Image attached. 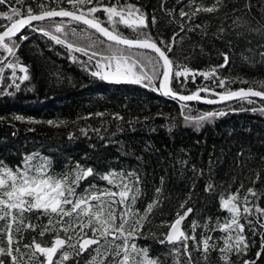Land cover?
Wrapping results in <instances>:
<instances>
[{
  "label": "trees",
  "instance_id": "16d2710c",
  "mask_svg": "<svg viewBox=\"0 0 264 264\" xmlns=\"http://www.w3.org/2000/svg\"><path fill=\"white\" fill-rule=\"evenodd\" d=\"M41 2L25 0L23 7L15 6L20 7L22 12L31 6L33 12L38 13ZM128 2L146 13L149 23L146 31L165 51L166 44L173 43L175 37L173 50L169 53L175 64L207 71L224 64V54H227L229 62L225 67L218 68L217 76L235 81L230 86L233 91L249 87L262 90L258 84L264 82V62H261L264 31L257 30L264 27V0H220L216 4L218 11L200 12L192 19L181 17L180 12L191 13L196 7L212 6L216 0ZM61 6L70 9L67 4ZM6 10L7 6H0V11ZM96 15L101 20L105 19L103 12ZM153 16L156 18L154 24L151 22ZM0 23L7 21L0 19ZM181 24L184 31H181ZM42 26L50 27L48 22ZM72 27L79 30L85 26L73 24ZM120 30L129 38L136 37L134 32L122 25ZM97 35L93 34L92 39L95 40ZM21 36L27 39L22 40ZM15 39L19 48L16 57L9 56V59L18 58L28 68L29 79L21 83L19 90L8 89L13 95H0V161L4 164L14 168L25 155L37 153L40 157H48L57 173L76 162L101 174L113 169L135 172L140 177L142 192L136 207L143 212L147 204L154 200L159 202L145 223L143 232L147 238L136 242L141 247L148 246L150 255L159 256L162 264H173V260L168 255L169 246L160 245L158 239L164 238L168 231L164 225L170 224L178 211L182 214L188 207L193 209L183 223L184 230L191 235L193 221L203 225L208 217H212L213 221L216 218L223 221L229 215L227 210L221 209L220 196L222 193H234L241 184V198L248 188H253L257 195H249L250 206L264 208V112L253 111L264 108V101L252 99L251 104L234 101L217 106L191 102L184 103L186 107L182 109V102L161 96L151 87L93 77L90 70H96L94 62L87 63L86 56L70 52L39 31L25 28ZM69 40L80 46L90 43L86 36L81 35L69 34ZM0 54L8 56L4 52ZM10 75L11 70H6L5 76ZM17 75L24 74L17 69ZM245 80L248 83L241 82ZM8 83L10 81H4L5 86ZM202 87L223 91L199 75H196L195 82L191 78L185 81L183 77L179 82H172L173 90L183 95ZM200 95L215 97L205 92ZM218 111H224L226 115L199 126L183 118L184 115L197 116ZM90 113H104V116L92 115L85 119ZM114 114L123 119H115ZM17 115L25 117V120H15ZM29 118L39 123H29ZM49 120L54 121V125H49ZM90 184L108 186L106 181L89 177L78 191H83ZM209 184L214 186V191H206ZM185 201L187 203L181 209ZM38 216L35 212L25 213V223L37 225L36 231L24 230L21 226L22 239L20 234L14 233L21 240V252L26 251L23 245L31 244L33 238L42 246L51 244L55 234H46L43 238L39 236L47 218ZM249 219L253 221L254 231L243 219L240 221L245 223L248 250L240 256L232 254L233 264H241L242 260L264 264V228L256 223L255 215ZM260 223H264V216L260 217ZM3 224L0 221V226ZM15 227L17 225H13V229ZM201 233L211 234L214 239L222 235L219 231L208 233L206 229L197 228L195 234L198 241ZM151 234H155L157 239L154 240ZM60 235L66 238L63 232ZM91 235L88 231V237ZM219 243L222 247V241ZM0 247H6V241L0 243ZM95 249L94 245L75 256L73 249L66 247L65 251L72 254V258L64 264H89L96 255ZM189 251L192 264H224L218 251H211L206 262L202 251L195 250L191 241ZM258 252L261 253L259 257ZM26 260L27 256L21 264ZM43 260L44 257L39 256L33 264H40ZM99 260L100 257H97V264ZM110 262L111 257L105 264ZM181 264H188L183 255Z\"/></svg>",
  "mask_w": 264,
  "mask_h": 264
},
{
  "label": "snow or ice",
  "instance_id": "6c2138e0",
  "mask_svg": "<svg viewBox=\"0 0 264 264\" xmlns=\"http://www.w3.org/2000/svg\"><path fill=\"white\" fill-rule=\"evenodd\" d=\"M218 3L220 0H216L212 6L196 7L191 13L181 11L180 16L192 19L200 12H216ZM24 4L25 0H14V3L13 0H0V6L8 7V10L0 11V19L7 21L0 23V28H3L0 31V52L8 54V56L0 54V95H13L14 93L8 89L19 90L21 83L29 79L28 68L18 58L13 60L9 59V56L16 57L19 48L15 37L23 29L30 28L39 31L55 44L65 46L72 53L83 54L87 57V63L94 62L96 70L89 69L93 77L114 83L151 87L154 91L181 101L182 109L186 107L184 102L188 101L215 104L237 100L251 104L253 97L264 100V82L258 84L262 90H253L249 87L233 91L230 86L235 81L217 76L218 68L225 67L229 62L227 54H224V64L207 71H196L175 64L169 56L174 47L175 37L173 43L166 44L165 51L146 31L149 27L146 13L128 0H123V3L121 0L107 2L42 0L38 5L40 8L38 13H34L31 6L22 12L20 7ZM52 4L56 6L51 7ZM62 4L69 5L70 9L62 7ZM99 12L104 13V20L96 15ZM56 18H60L59 21ZM44 22H48L50 27L42 26ZM151 22L156 23L155 16ZM73 24L85 27L78 30L72 27ZM121 25L134 32L136 37L125 36L120 30ZM180 27L181 31H184V25L181 24ZM257 31H264V27ZM69 34L86 36L90 43L80 46L69 40ZM93 34H98L95 40L92 39ZM20 38L27 39L25 36ZM160 43L165 44L164 41ZM76 59L74 56L73 60ZM261 62H264V55L261 56ZM17 69L24 75L18 76ZM6 70H11L10 76H5ZM196 75L203 77L205 81H212L223 91L217 92L215 87H202L189 95H183L173 90L174 80L179 82L183 77L185 81L191 78L195 82ZM5 80L10 81L6 86ZM241 82L248 83L246 80ZM201 92L217 99L202 97ZM257 110L264 112V108L253 109ZM92 115L103 117L104 113H90L85 119L91 118ZM224 115H226L224 111H218L205 112L197 116L184 115L183 118L199 126ZM114 118L123 119L119 114H114ZM14 119L24 121L25 117L17 115ZM28 122L39 123L32 121L31 118ZM47 123L54 125L52 120ZM89 177L106 181L108 186L90 184L83 191H78ZM140 183V177L135 172L125 173L124 170L113 169L101 174L79 162L71 167L66 166L64 171L57 173L52 167L51 160L48 157H40L37 153L25 155L21 163L14 168L0 161V221L4 222L3 226H0V237L3 238L0 243L6 241V247H0V264H6V258L7 264H21L25 256L27 260L24 264H33L39 256L44 257L40 264H64L72 258V254L65 251L66 247L73 249L74 255L79 256L93 245L96 246V255L89 264H97V257H100L99 264H105L109 257L110 264H162L159 256L150 255L148 246L141 247L136 242L138 239L147 238L143 232L145 223L159 203L156 200L152 201L146 205L143 212L136 207L137 200L142 195ZM242 188L243 184L234 193L221 194V209L227 210L229 214L223 221L220 218L213 221L212 217H208L203 225L193 221L192 234L189 235L183 228L185 219L193 212V209L188 207L182 214L178 211L176 218L170 224L164 225L168 232L163 239H158V243L169 246L168 255L172 257L173 264H181L182 255L188 260V264H192L189 241L195 250L202 251L206 262L211 251H218L224 264H233L232 254L240 256L247 252L249 244L244 235L245 223L240 221L243 219L254 231L253 221L249 217L255 215L256 223L264 228V223H260V217L264 216V208L258 205L250 206L249 195H257L253 188H248L241 198ZM206 191H214V186L209 184ZM186 203L187 201L181 204V209H184ZM34 212L39 214L38 218H47V223L41 227L39 236L43 238L46 234L55 235L50 246H42L33 238L31 244L23 245L26 251L21 252V240L17 239L14 233L20 234L22 239L21 226L24 230L36 231L37 225L25 223V213ZM13 225L17 227L13 229ZM197 228L206 229L208 233L219 231L222 235L214 239L211 234L201 233V239L198 241L195 234ZM88 231H91V237H88ZM61 232L66 238H61ZM151 236L154 240L157 239L155 234ZM221 241L222 247L219 243ZM260 254L258 252L257 257ZM241 264L254 262L242 260Z\"/></svg>",
  "mask_w": 264,
  "mask_h": 264
},
{
  "label": "water",
  "instance_id": "95a60500",
  "mask_svg": "<svg viewBox=\"0 0 264 264\" xmlns=\"http://www.w3.org/2000/svg\"><path fill=\"white\" fill-rule=\"evenodd\" d=\"M56 19H60V18H56ZM33 23H36V22H33ZM141 51H143V50H141ZM244 89H247V88H244ZM253 90H256V89L253 88ZM159 93H160L161 96H164V97H171V98H173L172 96H165V95H163L161 92H159ZM202 97H203V96H202ZM173 99H176V98H173ZM209 99H217V97H211V98H209ZM252 99H253V100L264 101V100H261L260 98H255V97H253ZM176 100H178V99H176ZM178 101H179V100H178ZM234 101H237V100L225 101V102H220V103H215V104H208V103H204V102H202V101H188V102H184V103L201 102V103H204V104H206V105L217 106V105H221V104L231 103V102H234ZM180 102H181V101H180ZM167 232H168V231H167ZM93 246H94V245H93ZM91 247H92V246H91Z\"/></svg>",
  "mask_w": 264,
  "mask_h": 264
}]
</instances>
